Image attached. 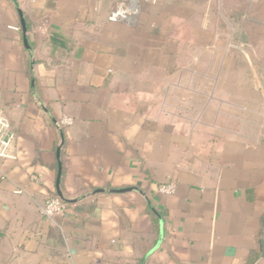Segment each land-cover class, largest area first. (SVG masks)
Instances as JSON below:
<instances>
[{"label":"crops","instance_id":"obj_1","mask_svg":"<svg viewBox=\"0 0 264 264\" xmlns=\"http://www.w3.org/2000/svg\"><path fill=\"white\" fill-rule=\"evenodd\" d=\"M119 2L135 12L112 20ZM240 2L208 0L210 34ZM192 15L185 0H0L16 154L0 160V264H143L155 246L144 264H264V95L227 41L208 43L196 88ZM58 167L71 207L49 218Z\"/></svg>","mask_w":264,"mask_h":264},{"label":"rangeland","instance_id":"obj_2","mask_svg":"<svg viewBox=\"0 0 264 264\" xmlns=\"http://www.w3.org/2000/svg\"><path fill=\"white\" fill-rule=\"evenodd\" d=\"M127 1V0H126ZM133 2L135 0H132ZM137 1V0H136ZM155 1V0H149ZM190 2L194 9V16L181 26L182 37L191 41L197 42V49L195 56L197 58L196 73L198 79L196 81V88L198 90H208L211 82H208V78L204 80L200 75H208V43L216 44L219 42H230V44L240 45L242 50H230L229 55L234 59H238L239 67L244 69L245 73L255 74L257 84L264 95V0H241L242 16L238 19H229L225 32H218L216 35L210 34L215 31L208 30V0H185ZM138 4V3H137ZM116 6V5H115ZM220 20L213 21L220 26L218 22ZM191 23V24H190ZM217 25V26H218ZM195 28V33L192 30ZM221 30V28H218ZM191 31V32H190ZM222 33V34H221ZM214 34V33H213ZM215 57H219L220 50H216ZM191 51V58H192ZM257 59H260L261 65H258ZM244 61L241 62V61ZM258 77V79H257ZM192 85V83H191Z\"/></svg>","mask_w":264,"mask_h":264},{"label":"built area","instance_id":"obj_3","mask_svg":"<svg viewBox=\"0 0 264 264\" xmlns=\"http://www.w3.org/2000/svg\"><path fill=\"white\" fill-rule=\"evenodd\" d=\"M132 12H135L132 7L126 5L124 2L116 4L110 14L112 20H124ZM73 122V119L67 115H62L55 121V125L58 128L69 126ZM14 134L11 129L10 120L3 109H0V160L16 159L14 151ZM156 190L162 195H171L175 192L176 186L173 182H164L157 185ZM71 205L60 198L59 196H53L44 201L41 206V212L46 217L52 218L54 216L65 215Z\"/></svg>","mask_w":264,"mask_h":264},{"label":"water","instance_id":"obj_4","mask_svg":"<svg viewBox=\"0 0 264 264\" xmlns=\"http://www.w3.org/2000/svg\"><path fill=\"white\" fill-rule=\"evenodd\" d=\"M21 15V14H20ZM21 25H22V30L23 31H25V24H24V20L21 18ZM59 177H60V167H58V173H57V178H56V184H57V193H58V195H59V197L60 198H62V194H61V192L59 191V189H58V181H59ZM124 190H126V189H124ZM128 190V189H127ZM63 199V198H62ZM155 248H156V246L155 247H153L152 249H150V251H148L145 255H144V257H143V259H142V262H143V264H144V261H145V259H146V257L153 251V250H155Z\"/></svg>","mask_w":264,"mask_h":264}]
</instances>
